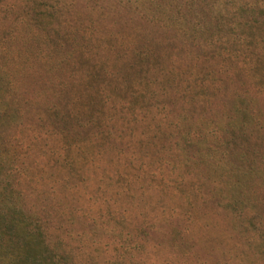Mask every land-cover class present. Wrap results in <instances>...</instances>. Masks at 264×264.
<instances>
[{
    "label": "trees",
    "instance_id": "trees-1",
    "mask_svg": "<svg viewBox=\"0 0 264 264\" xmlns=\"http://www.w3.org/2000/svg\"><path fill=\"white\" fill-rule=\"evenodd\" d=\"M0 1L49 29L43 36L30 38L41 39L42 51L57 54L70 65L84 90L81 107L75 110L44 107L37 121H30L31 127L26 128H44L42 133L49 137L39 162L42 169L38 181L52 182L54 202L50 206L43 203L42 197L32 196L31 187L26 193L18 190L15 173L26 177L30 166L29 163L22 168L18 166L17 153L8 150L11 139L5 140L0 135V264H78L68 260L69 252H60L46 244L43 230L28 226L50 223L54 216L55 222L60 223V215L65 221H71L76 216L77 204L87 203L90 198L82 194V200L75 199L80 193L79 185H87L84 180L91 182L97 174L100 178L114 176L124 184L123 191L119 192L121 196L144 178L158 177L165 184L168 178L164 174L169 169L180 167L190 172L187 168L209 164L207 159L212 161L213 183L198 194L199 202H191L193 211L206 216L231 214L232 218H241L242 222H238L242 241L233 244L236 253L229 249L223 255L236 257L239 263L248 258L264 260V225L250 220V207H242L240 198L233 195L235 189L245 190L250 202V185L254 183L251 179L259 177L256 167L248 166L250 159L236 138L247 140L253 131H264V116L254 108L260 99L264 104V0H112L127 15L123 20L124 29H114L113 33L106 28L108 24L103 25L109 30L105 39L99 37L98 30L105 13L92 4L86 5L88 8L83 11L75 8L74 0ZM135 17L156 26L158 36H153V31L145 32L142 25L130 26ZM176 36L183 44L195 42L198 51L192 52V60L197 63L196 59H201L198 64L203 68L210 58L232 60L229 68L224 67V78L218 81L245 72L241 59L246 53L254 58L248 67V71H254L253 75L248 79L249 75L244 74L245 81L239 80L235 87L222 91H219L220 85L213 84L216 78L196 85L197 75L189 78L186 70L178 67L172 51L164 52L172 49ZM123 38L131 41L125 43ZM107 56L121 66L113 69ZM257 63L263 65L262 73L256 71ZM5 85L6 89L2 86V90L6 94L10 87ZM243 85L256 87L253 99L245 94V88L237 92ZM220 95L234 97L230 108L218 112L214 103ZM8 110L17 112V108ZM28 136L25 145L15 135L12 142L32 152L33 137ZM137 144L141 152L145 149L147 167H143V160L138 165L135 162L142 158L136 155ZM187 145L193 146L191 155L179 156ZM231 155L240 165L247 163L248 168L244 164L227 167ZM210 198L214 199L211 208ZM192 218L191 212L174 208L166 218L147 215L136 227L133 223V227L141 239L149 232L159 236L168 230L166 244L178 249L183 264H227V259L211 262V245L202 251ZM206 226L212 225L206 223Z\"/></svg>",
    "mask_w": 264,
    "mask_h": 264
},
{
    "label": "rangeland",
    "instance_id": "rangeland-1",
    "mask_svg": "<svg viewBox=\"0 0 264 264\" xmlns=\"http://www.w3.org/2000/svg\"><path fill=\"white\" fill-rule=\"evenodd\" d=\"M115 1L89 0L86 3V0H74L77 9L84 11L88 8L86 5L92 4L98 11L101 10L105 13L102 25H98L99 37H103V39L108 36L107 32L109 30L107 29H111L113 33L114 29H124L123 20L127 12L114 5L117 4ZM0 4V93L3 94L2 97L0 96L3 99H0V135L5 140L11 139V144L9 142L6 145L8 150L17 153L18 166L22 168L25 163H29L30 166L29 174L26 177L22 174L19 176V172L15 173L14 179L18 190L21 189L23 193H26L28 187H31L32 196L42 197L44 199L43 203L50 206L54 202V196L51 193L53 186L50 187L52 182L48 179L38 181L42 169L39 162L42 160L44 146L49 137L42 133L44 128L35 130H26V128L31 127L29 125L30 121H37L36 118L41 116V110L44 107L51 109L71 108L73 110L81 107L84 103V95L82 94L84 90L82 89V82L78 81L76 76L74 77L70 65L60 60L57 54L42 51L41 39L30 38L34 35L43 36L49 32V29L40 23L30 21L19 9L10 8L1 1ZM130 14L132 13L130 12ZM125 23H128V21H125ZM104 24H108L107 29L103 28ZM129 25L133 27L142 25L145 32L153 31V36H158L156 26L145 22L143 19L135 17L129 22ZM176 37L178 39L172 41V49L169 48L164 52L169 54L172 51L175 59L179 61H177L178 67L186 70L185 75L189 78L197 75L198 78L194 80L196 85H199L200 82H207L210 78H216L213 84L215 86L220 85L221 89L219 91H222L232 86L235 87L239 80L245 81V75H249L248 79L253 75L254 71H248V67H251L254 58L252 59L246 53L243 54L241 64L247 70L242 72L241 75L233 76L231 79L225 78L218 81V78H224L225 68L232 65V60L219 61L220 58L218 57L210 58L206 60V63L204 62L205 67L203 68L198 64L201 59H196L197 63L192 60V52L198 51L195 42L190 43L187 41L183 44L180 43V37ZM122 41L128 43L131 40L126 41L123 38ZM110 57L107 56L108 64H113V69H118L121 66L120 63ZM207 61H211L210 64ZM230 69L229 73L232 74L233 67ZM256 71L262 73L263 65L258 64ZM5 83L7 87H10L6 94L2 90V86L6 89ZM244 88L245 94L253 99L256 87L243 85L237 89V92L242 91ZM233 97L220 95L214 103L215 109L219 112L230 108L233 104ZM258 99L257 96L256 100ZM261 100L256 103L257 107L254 108H258L259 113L264 116V104ZM11 107L13 109L17 108V112H10L8 108ZM28 107L29 109H27ZM25 111H28L26 117L24 116ZM253 132L247 140H241L238 136L236 139L243 145L244 150H242L245 151L244 154L247 159H250L249 165L247 163L241 165L244 164L245 169L248 168L247 165H254L259 177L253 178L251 176L254 183L250 185L252 191L251 194L249 193V196H251L250 202L247 201L245 190L239 192L240 190L235 189L233 195L240 198L242 207H250L249 216L254 217H251L250 220L254 219L257 225L263 227L264 182H260V180L264 178L262 172L264 167V131ZM14 135L20 137L18 142H22L23 145L28 143L27 137L31 135L33 137V151L29 152L27 148H21L23 145H19L18 142L13 143ZM179 143L183 146L182 141ZM137 145L139 150L140 145ZM171 145L173 146L174 143L171 142ZM192 148L191 145L184 146L182 151L179 152L181 153L179 156L183 154L191 155L189 153H192ZM144 150L143 152L139 150L136 155L142 158L136 159L135 162L138 165L139 161L143 160V163H145L143 167H147L148 160L143 156L145 155ZM19 160L24 161V163L19 162ZM206 161L209 164L200 163L197 168H187L190 172L183 171L180 167L169 169L166 175L164 174L165 179L168 178V182H165V184L158 177H151L150 180L144 178L137 185H134L126 195L121 196L119 192L124 189V184L121 181L108 175L100 178L97 174L91 182L90 180H84L86 186L79 185L80 193L75 199L82 200V194L84 196L90 195V198L87 203L80 202L77 204L74 212L76 216L71 221H65L64 217L60 215L59 217L62 220L60 223L55 222L57 217L54 216L50 223L45 221L28 227L31 229H37L38 227L41 231L43 230L46 244L58 248L60 252H69L67 255L68 260L78 261V264H183L179 259L181 253L178 249L170 248L166 244L168 230H165L164 234L159 233V236L156 232H149L146 234L148 235L146 238L141 239L134 228L136 223L147 215L163 219L168 217L171 211L176 208L180 212L185 210L191 212L193 216L191 223L194 226L196 237L200 241V247L203 246L202 251H204L206 245L213 247V260L211 262L227 259V264H264V260L251 261V258L239 263L238 258H233V256L229 258L227 255H223L226 250L230 252L229 249L233 250V254L236 253V247L233 244L242 241V236L239 234L241 231V227H239V223L242 222L241 218H239L240 220L232 218L231 214L208 215L209 212L206 216L202 214L203 212L196 213V211H193L194 207H192L191 202H199L198 194L213 183L210 175L213 170L211 168L212 161L210 159ZM235 162V156L231 155L230 164L227 167L231 165L233 168L238 165L242 167L238 162ZM153 164L155 163L152 162ZM141 167L142 165L139 168ZM197 170L200 172L197 173ZM5 172L7 173V171ZM37 182L41 184H37ZM213 200L212 198L209 199V207L210 204L213 205L211 203ZM7 218H10V215ZM133 223L135 224L134 227ZM206 223H210L211 228L206 226ZM197 247L199 248V244H197ZM80 250L81 252H79Z\"/></svg>",
    "mask_w": 264,
    "mask_h": 264
}]
</instances>
